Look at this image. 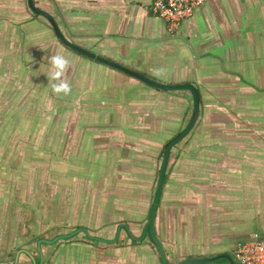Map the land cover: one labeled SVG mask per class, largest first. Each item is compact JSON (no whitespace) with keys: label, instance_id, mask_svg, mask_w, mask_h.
<instances>
[{"label":"crops","instance_id":"1","mask_svg":"<svg viewBox=\"0 0 264 264\" xmlns=\"http://www.w3.org/2000/svg\"><path fill=\"white\" fill-rule=\"evenodd\" d=\"M32 1L75 46L161 85L198 88L200 114L172 147L156 215L168 262L233 256L263 240L264 0H207L175 37L151 13L154 0ZM57 53L72 60L67 96L47 77ZM1 73L0 104L12 108L0 134L36 138L0 143V264H162L146 224L126 216L142 207L148 220L165 146L192 118L193 92L70 50L27 0H0ZM40 171L52 190L27 191ZM133 177L141 190L126 212L119 190Z\"/></svg>","mask_w":264,"mask_h":264},{"label":"water","instance_id":"2","mask_svg":"<svg viewBox=\"0 0 264 264\" xmlns=\"http://www.w3.org/2000/svg\"><path fill=\"white\" fill-rule=\"evenodd\" d=\"M28 6L30 8V10L34 13V15L37 17H42L44 18L48 24L50 25L51 29L53 30L55 36L58 38V40L60 41V43H62L64 46H66L67 48H69L70 50L79 53L83 56H88L90 58L95 59L98 62H103L106 63L108 65H111L113 67L119 68L131 75L136 76L137 78H139L140 80H143L144 82L153 85L156 88H161V89H169V90H175V89H183V88H188L193 92V96H194V112L192 115V118L190 119L188 125L183 129V132H181L180 134H178L176 137H174L165 147V152H164V157H163V161H162V165L160 168V173H159V177H158V184L156 187V191H155V195L150 207V212H149V217L148 220L146 222L145 225V232L146 235L150 232V235L153 239V241L156 243L158 252H159V256H160V260L162 262V264H170L168 262L163 244H162V240L158 235V232H156V215H157V210H158V205H159V201H160V197L163 191V187H164V182H165V177H166V171H167V167L170 161V157H171V152H172V147L173 145H175L176 143H178L180 140H182V138H184L185 136H187L190 131L194 128L199 114H200V93L198 88L193 85V84H189L186 83L183 86H171V85H161L160 83L153 81L143 75H141L139 72L134 71L128 67H124L123 65L113 62L109 59L103 58V57H99V56H95L94 54L87 52L77 46H75L74 44H72L71 42H69L61 33L58 25L56 24L55 20L53 19V17L51 15H49L47 12L42 11L38 8H36L33 4L32 0H27ZM124 228H126V226H124ZM127 229V228H126ZM84 232L86 233V230H84ZM76 234V233H75ZM73 234V235H75ZM91 238V237H90ZM93 239V238H91ZM97 240H101L98 238H94ZM143 239V238H142ZM220 259H225L229 262V264H237L236 261L234 260L233 256L231 255H224V256H218V257H212V258H204V257H189L186 258L184 260H182L181 262L177 263V264H206V263H212L215 262L217 260Z\"/></svg>","mask_w":264,"mask_h":264},{"label":"built area","instance_id":"3","mask_svg":"<svg viewBox=\"0 0 264 264\" xmlns=\"http://www.w3.org/2000/svg\"><path fill=\"white\" fill-rule=\"evenodd\" d=\"M206 2L207 0H154L150 11L165 22L169 36L175 37L182 23ZM233 258L237 264H264V239L254 238L239 244Z\"/></svg>","mask_w":264,"mask_h":264},{"label":"rangeland","instance_id":"4","mask_svg":"<svg viewBox=\"0 0 264 264\" xmlns=\"http://www.w3.org/2000/svg\"><path fill=\"white\" fill-rule=\"evenodd\" d=\"M0 76L4 77L5 74H2L1 73ZM1 92H2V89L0 88V93ZM9 101H11V100H9ZM11 108H12V104L11 105L8 104V103H6V104H0V114H2V112H4V111H9ZM17 125H19V126L23 125V121H18L15 124V127ZM15 133L16 132L14 131V133L12 134V136L9 137V138H5L2 134H0V143L1 144H4V143L9 144L10 143V144H13L15 146L16 145L19 146L22 143L23 144L24 143L25 144L26 143L34 144L35 138H36L35 136H29V137L25 136L24 137V136H18ZM14 134H15V136H14ZM19 154H20L19 152H15V151L13 153V155H15V156H18ZM19 170H20V165L16 164V172H18ZM4 171H6V170L3 167H1L0 172H4ZM42 173H43L42 171L38 172L37 174L35 172L33 173V175H32L33 177L30 180V182L28 183V186H27L28 189H27V191L29 190V191H32V192H41V191L42 192H48V191H51L52 190L51 179H49L47 177L46 178L44 177V179H42L43 178V177H41V174ZM133 178H134V181L133 182H136V184L129 185V183H127V182L130 179L124 181V184H121L122 187H120L119 192L122 191V188L124 189V192H125V202H123V204L124 203L125 204L123 205L121 203V204H119V207L122 206V205H123V207H126L127 205H130V198H132V200H135L138 197V190H141V187H139L137 185L138 184V181L135 180L137 178L136 177H133ZM140 193L141 194H144V191L142 190V191H140ZM36 201L38 202V200H36ZM49 202H51V201H49V200L46 199V204L49 203ZM141 208L142 207H140L139 211H135V213L136 212H139V215L134 216V218L133 217L130 218V217H127L126 216V220L129 221V222H135L136 219H139V223H141L142 224L141 227H143L146 224V222H147V216L148 215H147V211L146 210H145L146 211L145 215H143L142 214V211H141ZM133 210L134 209H132V206L131 205L128 208L126 207V209L124 208V211H126V212L133 211ZM77 236H80V235H77ZM71 237H73V236H71Z\"/></svg>","mask_w":264,"mask_h":264},{"label":"clouds","instance_id":"5","mask_svg":"<svg viewBox=\"0 0 264 264\" xmlns=\"http://www.w3.org/2000/svg\"><path fill=\"white\" fill-rule=\"evenodd\" d=\"M48 62L51 65L47 73L48 80L52 81L51 90L57 96H67L72 91L71 84L66 79V74L69 71L72 60L64 54L57 53L48 57Z\"/></svg>","mask_w":264,"mask_h":264}]
</instances>
